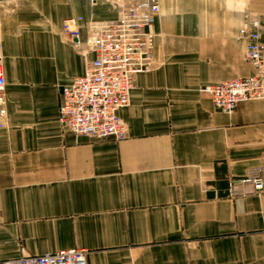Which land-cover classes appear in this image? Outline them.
<instances>
[{"label":"crops","instance_id":"obj_1","mask_svg":"<svg viewBox=\"0 0 264 264\" xmlns=\"http://www.w3.org/2000/svg\"><path fill=\"white\" fill-rule=\"evenodd\" d=\"M134 1L0 0V264L72 247L87 264H264V194L226 193L264 176V100L227 114L199 91L254 73L236 34L247 12L264 24V0H159L153 67L117 112L126 136L58 122L86 64L63 19L82 16L87 41Z\"/></svg>","mask_w":264,"mask_h":264},{"label":"built area","instance_id":"obj_2","mask_svg":"<svg viewBox=\"0 0 264 264\" xmlns=\"http://www.w3.org/2000/svg\"><path fill=\"white\" fill-rule=\"evenodd\" d=\"M159 0H135L122 5L114 21L91 25L87 41L82 40V16L62 21V31L74 48L86 57L82 74L60 89L58 122L75 135L122 139L126 127L118 115L128 106L135 77L153 67L155 34L151 26L159 12ZM261 16L246 13L236 38L244 40V60L254 68L252 75L205 84L199 91L215 108L230 114L237 103L264 100V42L261 41ZM5 87L0 65V102ZM229 197L264 194V176L258 171L227 181ZM2 264H87L86 250L80 247L25 254Z\"/></svg>","mask_w":264,"mask_h":264},{"label":"rangeland","instance_id":"obj_3","mask_svg":"<svg viewBox=\"0 0 264 264\" xmlns=\"http://www.w3.org/2000/svg\"><path fill=\"white\" fill-rule=\"evenodd\" d=\"M257 16H258V15H257ZM261 18H262V17H261ZM262 23H263V18H262ZM263 28H264V24H263ZM243 58H244V57H243ZM252 67H253V66H252ZM254 72H255V71H254ZM232 177H233V176H232ZM236 177H238V176H236ZM226 189H227V188H226ZM9 259H10V258H9ZM6 260H7V259H6ZM4 261H5V260H4ZM4 261H3V262H4ZM3 262H2V263H3Z\"/></svg>","mask_w":264,"mask_h":264},{"label":"bare ground","instance_id":"obj_4","mask_svg":"<svg viewBox=\"0 0 264 264\" xmlns=\"http://www.w3.org/2000/svg\"><path fill=\"white\" fill-rule=\"evenodd\" d=\"M159 6H160V4H159ZM159 10H160V8H159ZM159 13V12H158ZM158 15V14H157ZM157 17V16H156ZM156 19V18H155ZM154 33V32H153ZM155 34V33H154ZM133 88V87H132Z\"/></svg>","mask_w":264,"mask_h":264}]
</instances>
